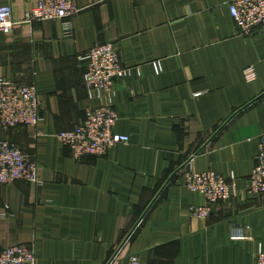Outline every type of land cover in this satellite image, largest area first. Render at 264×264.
Instances as JSON below:
<instances>
[{"label":"crops","instance_id":"crops-1","mask_svg":"<svg viewBox=\"0 0 264 264\" xmlns=\"http://www.w3.org/2000/svg\"><path fill=\"white\" fill-rule=\"evenodd\" d=\"M231 1L76 0L69 19L29 21L38 0H0L15 20L0 32V78L34 86L43 118L36 127L0 120V139L35 161L43 181L0 185V253L24 244L37 264H131L134 255L141 264H256L264 196L246 188L264 133V31L238 34ZM107 42L128 68L112 102L115 131L130 142L77 160L58 133L100 104L80 56ZM190 169L215 170L234 188L207 220L190 216L205 203L185 185ZM237 227L247 239H232Z\"/></svg>","mask_w":264,"mask_h":264},{"label":"built area","instance_id":"built-area-1","mask_svg":"<svg viewBox=\"0 0 264 264\" xmlns=\"http://www.w3.org/2000/svg\"><path fill=\"white\" fill-rule=\"evenodd\" d=\"M80 8L76 0H38V3L26 12V19L65 20L74 16ZM230 14L238 34L250 35L255 31H264V0H232ZM15 20L10 6L0 5V32L11 34ZM73 24L65 22V35H73ZM81 59L87 61L84 76L91 98L100 104L86 112L83 122L73 130L58 133L62 143L69 147L72 156L79 160L86 155L103 156L119 144H128L130 137L115 131L118 120L117 111L112 102L115 81L123 78L128 68L122 64L120 52L112 42L99 44L85 53ZM160 71V63L155 64ZM245 77L251 81L256 78L253 67L245 69ZM40 99L34 86L19 85L0 78V120L4 126L25 125L36 127L42 121ZM17 180H26L42 185L39 167L22 149L7 139H0V185H8ZM185 185L193 192L204 195L205 203L190 207V216L207 220L213 207L230 200L234 188L226 177L215 170L196 171L190 169L185 174ZM246 192L251 196H264V133L259 137V152L256 165L248 179ZM233 240H244L248 236L242 228H234ZM131 264H141L138 256L130 257ZM0 264H37V256L30 246L18 244L6 247L0 253ZM256 264H264V250L258 248Z\"/></svg>","mask_w":264,"mask_h":264}]
</instances>
